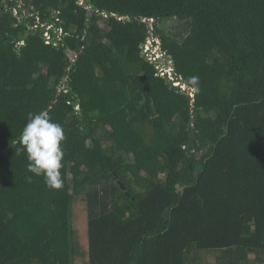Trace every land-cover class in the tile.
<instances>
[{
  "label": "trees",
  "instance_id": "1",
  "mask_svg": "<svg viewBox=\"0 0 264 264\" xmlns=\"http://www.w3.org/2000/svg\"><path fill=\"white\" fill-rule=\"evenodd\" d=\"M22 1L0 0V264H264V0ZM42 110L59 190L15 143Z\"/></svg>",
  "mask_w": 264,
  "mask_h": 264
},
{
  "label": "clouds",
  "instance_id": "2",
  "mask_svg": "<svg viewBox=\"0 0 264 264\" xmlns=\"http://www.w3.org/2000/svg\"><path fill=\"white\" fill-rule=\"evenodd\" d=\"M155 53L157 51L153 55ZM72 56L74 55L69 53L71 60ZM198 83V77H189L193 92H199ZM64 140L63 126L54 122L49 113L42 110L38 113H29L27 122L15 142L20 145L18 151L26 154L28 172L43 177L45 186L50 190H59L63 187L61 169L64 166L62 163L64 150L61 144ZM28 179L31 181L32 177Z\"/></svg>",
  "mask_w": 264,
  "mask_h": 264
},
{
  "label": "rangeland",
  "instance_id": "3",
  "mask_svg": "<svg viewBox=\"0 0 264 264\" xmlns=\"http://www.w3.org/2000/svg\"><path fill=\"white\" fill-rule=\"evenodd\" d=\"M78 5H79V6L82 5V1H81V0L78 1ZM84 8L86 9L87 7H84ZM18 9H21V10H22V15H23V1H22V0H18L17 7L11 9V11L13 12V15H14V16H17V17H18V20H19V18H21V17H20V15H19ZM22 15H21V16H22ZM19 21L21 22L22 20H19ZM177 28H179V27L177 26V24L174 23V24H172L170 31L172 32L174 29H175L176 31H178ZM153 45H154V43H153L152 39L148 40V42L146 43V46H145L144 52H145V55H146L147 59H148L150 62H152V63H156V65H157V67L159 68V70L162 71V75H163L164 73L170 72V71H171V70H170V67H171L170 61H169L168 59H166V58H163V59L161 60L159 57H162V55L158 53V48H157V46H156L157 44L154 45L155 48L153 47ZM147 51H148V53H147ZM156 51H157V53H155V54L153 55V53L156 52ZM157 58H158V59H157ZM170 75H171V72H170ZM168 77H169L170 80L172 79L171 76H168ZM175 82H176V81H175ZM174 86H176V87H180L178 83H175ZM180 88H181V87H180ZM181 89H182L183 91H187V89H186L185 87H182ZM190 97L192 98V96H190ZM78 203H79V202L77 201V204H78ZM77 204L74 205V209H76ZM81 206H83V205L81 204ZM76 210H77V209H76ZM77 212H78V211H77ZM82 219H83V218H82ZM82 219H81V221H80L81 224L84 223V220H83V222H82ZM81 242H82V239H81ZM83 243H84V241H83ZM81 245H83V244L81 243ZM83 247H84V246H83ZM195 254H196V253H195ZM201 254H202V253H201ZM204 259L206 260V262H207L208 264H215V262H214L215 257H214V255L211 254V253H208V254L204 255ZM82 264H83V263H82Z\"/></svg>",
  "mask_w": 264,
  "mask_h": 264
},
{
  "label": "water",
  "instance_id": "4",
  "mask_svg": "<svg viewBox=\"0 0 264 264\" xmlns=\"http://www.w3.org/2000/svg\"><path fill=\"white\" fill-rule=\"evenodd\" d=\"M190 137H191V139L187 144L188 147H187V151H186V156H188V157H190L193 154V151L196 149L195 136H194L193 132H191Z\"/></svg>",
  "mask_w": 264,
  "mask_h": 264
},
{
  "label": "built area",
  "instance_id": "5",
  "mask_svg": "<svg viewBox=\"0 0 264 264\" xmlns=\"http://www.w3.org/2000/svg\"><path fill=\"white\" fill-rule=\"evenodd\" d=\"M58 33L60 34L61 32L59 31ZM44 37L46 38V41H47L46 43L48 44L49 37H48L47 33L44 34ZM71 58L73 60L75 58V56H72Z\"/></svg>",
  "mask_w": 264,
  "mask_h": 264
}]
</instances>
